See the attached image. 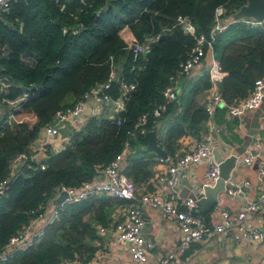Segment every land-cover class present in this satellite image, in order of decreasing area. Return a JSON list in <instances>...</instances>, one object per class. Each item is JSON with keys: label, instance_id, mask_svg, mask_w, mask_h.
<instances>
[{"label": "trees", "instance_id": "obj_1", "mask_svg": "<svg viewBox=\"0 0 264 264\" xmlns=\"http://www.w3.org/2000/svg\"><path fill=\"white\" fill-rule=\"evenodd\" d=\"M245 2L10 1L7 10L0 13V47H4V51L0 49V75L7 83L0 98L14 99L24 92L27 96L13 113L16 122L5 124L0 134V179L11 176L10 161L17 153L25 152L28 157L15 170L6 194L0 197V249L24 225L45 212L57 186L78 187L83 182H93L126 143L144 154L129 159L124 169L137 189L153 176L158 177L161 172L155 174L153 168L161 161L148 155L145 134L130 135L142 113H149L144 125L147 130L155 128L167 115L173 116L159 144L168 156L165 161L177 160L179 140L199 135L208 118L199 95L213 86L209 71L194 83L185 82L182 87L187 99L182 100L180 95V99L170 101L158 119L151 115L152 109L164 101L163 89L170 76L180 70L196 38L209 35L216 8L223 7L222 18L226 19ZM184 18L195 25L193 34L178 24ZM164 27L170 30L150 43L145 52L133 55L131 45ZM212 51L221 75L217 93L226 104L245 99L264 73V27L250 28L235 21L216 35ZM108 80L106 92L112 98L121 93L120 81L136 82L119 113L120 122L103 114L92 115L71 132L63 149H47L44 157L30 159L28 149L39 130L54 123L57 112L72 107L84 92ZM2 106L0 102V125L7 116ZM216 109L227 111L225 105H217ZM128 203L107 193H93L67 203L53 221L43 225L39 240L14 249L0 264H60L74 260L85 264L99 248V226L113 224L112 209ZM206 221L210 227L208 217Z\"/></svg>", "mask_w": 264, "mask_h": 264}, {"label": "crops", "instance_id": "obj_2", "mask_svg": "<svg viewBox=\"0 0 264 264\" xmlns=\"http://www.w3.org/2000/svg\"><path fill=\"white\" fill-rule=\"evenodd\" d=\"M215 63L218 67L213 52L208 53L203 58L202 63L194 67L188 76H179L177 81L180 77H182V80L180 86L177 85L179 88L178 97L181 95L182 100L185 101L187 95L186 91H183V84L187 81L189 84L194 83L206 71H209L211 75ZM219 81L215 80L210 89L202 91L199 95L201 103L211 98ZM98 114L114 118L115 112L112 107L101 104L93 97H88L79 116L62 121L59 124L57 135L48 136L44 127H42L36 139L30 144L28 152L37 151L38 157L42 158L44 157V151L47 149L57 151L60 145L63 149L70 140L71 132L84 125L87 118ZM160 121L158 142L160 138H163L165 131L173 121V116L169 114ZM208 132L211 133V154L191 165L174 190L166 181L159 180L158 177L154 176L148 183L138 188L135 204L139 206L144 217L143 234L146 240L150 242V245L147 246V256L150 264H172L171 262L162 263L161 260L167 251L178 244L181 233L176 219L167 215L162 207H153L141 203L139 196L142 191H154L161 198L175 203L181 209L187 208L184 204L187 198H193L196 203L194 212L202 215L205 223L208 217L211 231L200 239L194 240L187 251L180 255L183 264H192L193 262L200 264H257L259 259L264 258V241L262 239H249L242 234L239 235V239H235L230 232L216 233L212 230L213 224L221 221L222 211L227 210L231 213L241 211L246 199L257 197L263 189L264 180L259 173V158L255 155L260 145V147H263L261 155L264 157V100L259 107L245 110L239 117L230 115L223 109L217 110L215 108L212 116L208 117L202 124L199 135H189L179 140L180 146L176 153V159L189 147L191 149L193 144ZM148 155L156 161H161L153 168L155 174L165 173L169 162L160 160L151 151ZM143 156L142 151H135L129 145L124 160L128 165L129 159ZM212 162H217L219 166H222L223 171H227V176L222 179L223 187L218 191L212 207L208 211L200 213L199 200L203 197L207 198L205 192H211L206 190V186L211 187V190H213L217 182L208 175V169ZM17 168L18 165L11 170L12 174L15 173ZM99 179L100 174L93 181L96 183ZM230 181L238 182L241 185V190L235 194L229 193L227 189ZM59 195L57 194L48 203L47 211L51 209ZM127 206L128 204H125L112 209L113 221H118L124 217ZM263 213L264 207H260L259 211L248 216V219L252 226L261 228L260 230H263L262 234L264 235ZM45 223L44 216L38 218L27 229L26 237H33L35 232L42 228ZM99 236L100 239L97 241L99 248L93 258L85 264H136L130 259L127 241L117 239L116 235L110 232L99 231ZM60 264L84 263L74 260Z\"/></svg>", "mask_w": 264, "mask_h": 264}, {"label": "built area", "instance_id": "obj_3", "mask_svg": "<svg viewBox=\"0 0 264 264\" xmlns=\"http://www.w3.org/2000/svg\"><path fill=\"white\" fill-rule=\"evenodd\" d=\"M11 0H0V13L6 11ZM223 7L219 6L215 10L214 24L208 36L200 35L196 38L194 46L188 51L187 57L180 63V70L170 76L169 84L163 89L162 95L163 102H160L154 106L151 115L154 119H158L165 112L167 104L175 99H179L176 94L177 78L179 76H188L192 69L201 64L203 58L212 53V46L215 41L216 35L222 32L229 24L235 21H241L248 27H264V19L255 18H242L239 20H232L229 17L222 18ZM183 27V30L187 33L193 34L195 32V25L188 19L184 18L178 23ZM170 30V27H164L156 34H147L143 41L135 43L130 46V51L136 57L137 55L145 52L150 43L157 41L163 32ZM4 51V47H0ZM114 76V71L111 70L110 77ZM211 79L221 80V75L218 72L216 63L211 71ZM110 85V80L103 84L92 87L88 91L84 92L73 104L72 107L57 112V119L54 123H48L44 127V130L48 136H55L59 133V124L62 121L73 119L83 111L85 107V101L88 97H93L95 100L103 105L110 106L114 110V118H117V122H120L119 113L124 110L128 95L136 87V82L120 81L121 93L118 97L112 98L106 89ZM7 87V83L0 75V93ZM27 93L24 92L14 99L6 97L0 98L7 116L3 119L0 128V134H2L5 124L15 123L13 113L21 108V102L26 98ZM264 100V73L256 79L249 95L236 103L226 104L215 90L211 98L205 102V110L208 117H211L214 113L216 106H226L227 112L230 115L239 117L245 110L255 109L260 106ZM149 113H142L134 125L133 130L130 132L131 136L139 134H145L148 131L145 128V123L148 120ZM129 144L126 143L125 148L114 155V157L100 170V179L98 182H83L78 187L72 186H57L55 194L47 202H51L57 194L62 192L66 193V196L58 202L54 201L51 209L44 213H39L37 217L31 220L27 225H24L15 235L11 236L5 246L0 249V260H6L11 256L14 249H23L35 241L39 240L43 235L42 228L35 232V235L31 238L26 237L27 229L38 218L45 217L46 223L53 221L57 215L59 209L67 203L80 201L93 193H107L115 197H119L127 200L128 206L126 208L124 217L107 227L99 226V231L114 233L119 240L128 242V253L132 262L136 264H150L147 256V246L150 242L146 240L143 234L144 217L137 204H135L137 198V186L135 183L124 174V169L127 163L124 160L126 150ZM258 151L255 156L259 158V173L264 180V157H262L261 151L263 147H258ZM61 149H57L59 151ZM33 159L38 157L37 151L30 152ZM211 154V133L208 132L203 138L197 140L190 151L184 152L174 163H169L166 166V171L158 176L159 180L166 181L172 190L175 189L178 182L182 177L186 175L188 168L194 163L199 162L201 159ZM28 157L25 152L17 153L10 161V169L13 170L15 166H19ZM160 160H162L160 158ZM167 160V159H166ZM43 167V165L41 166ZM208 175L211 179L216 180L219 177V165L217 162H212L208 169ZM14 174L11 172V176L0 179V197L5 195ZM241 190V185L238 182H229L227 191L231 194H235ZM139 199L142 204H147L153 207H162L167 215L174 217L179 225L180 239L178 244L167 251L162 258V263L183 264L180 259V255L187 251L191 243L194 240L200 239L202 236L208 234L211 231V227L207 226L202 215L194 212L196 207L195 199L187 198L184 202L186 209L179 208L175 203L166 201L154 191L140 193ZM46 205V208H47ZM264 207V186L260 193L255 198H247L241 211L231 213L227 210L222 211L221 221L213 224L212 230L216 233L230 232L235 239H239V235L242 234L249 239H262L263 230L251 225L248 216L254 215L260 209ZM264 218V213H263ZM45 223V224H46ZM262 231V232H261ZM192 264H200L193 262ZM257 264H264V258L259 259Z\"/></svg>", "mask_w": 264, "mask_h": 264}, {"label": "water", "instance_id": "obj_4", "mask_svg": "<svg viewBox=\"0 0 264 264\" xmlns=\"http://www.w3.org/2000/svg\"><path fill=\"white\" fill-rule=\"evenodd\" d=\"M232 20H239L242 18H255V19H264V0H246V2L241 5L238 9H236L231 15L229 16ZM182 77L179 78L177 81V85L180 86ZM179 88L176 89V94L178 95ZM161 121H158L155 128L146 131L145 137L147 139V145L146 148L154 152L159 158L162 160L168 159L167 154L161 147V145L158 142V130L160 127ZM59 149H62V145L59 146ZM172 164V163H171ZM227 176V171L224 170L222 166H219V177L216 179V185L213 187V190H211V187L206 186L207 191L211 192H205V195H207V198H201L199 200V204L201 206V209H199L200 213H204L208 211L214 201L216 200V195L218 191L223 187V180ZM66 196L65 192H62L59 197L55 200V202L61 201ZM262 240L264 241V235L262 237Z\"/></svg>", "mask_w": 264, "mask_h": 264}, {"label": "rangeland", "instance_id": "obj_5", "mask_svg": "<svg viewBox=\"0 0 264 264\" xmlns=\"http://www.w3.org/2000/svg\"><path fill=\"white\" fill-rule=\"evenodd\" d=\"M154 153V152H153ZM155 154V153H154Z\"/></svg>", "mask_w": 264, "mask_h": 264}]
</instances>
